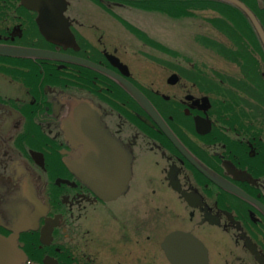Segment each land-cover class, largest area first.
Instances as JSON below:
<instances>
[{"label": "flooded vegetation", "instance_id": "af4514ba", "mask_svg": "<svg viewBox=\"0 0 264 264\" xmlns=\"http://www.w3.org/2000/svg\"><path fill=\"white\" fill-rule=\"evenodd\" d=\"M61 1L0 0V45L83 60L112 76L0 56V264H264V51L252 27L261 52L215 29L210 8L168 18L113 0ZM242 3L264 32V0ZM136 13L167 20L174 36L153 35L128 18ZM180 21L198 32L185 34ZM71 99L97 109L129 153L126 182L89 179L87 161L75 165L61 129ZM9 248L16 259L7 260Z\"/></svg>", "mask_w": 264, "mask_h": 264}, {"label": "water", "instance_id": "95a60500", "mask_svg": "<svg viewBox=\"0 0 264 264\" xmlns=\"http://www.w3.org/2000/svg\"><path fill=\"white\" fill-rule=\"evenodd\" d=\"M39 1L43 3L62 2L61 0ZM217 1L232 5L243 14V16L248 20L250 26L252 27L264 51V32L249 9H247V7H245V5L240 0ZM43 17L45 18L48 16ZM55 18H61V11H57ZM38 24L40 27V32L45 36L46 39L52 42L59 41V38L57 36L61 34L57 31H49V28H52V25L47 27L40 23ZM68 38L69 37L65 36V40H67ZM0 56L27 59L64 60L102 72L106 75H111L109 72L89 62L78 59H68L45 51L6 47L0 45ZM114 79L117 80L119 85L127 93H129V95H131L140 106H142L145 110L151 111L154 114V110L151 105L133 86L121 79H118L117 77ZM67 103H69V108L65 116L61 120V129L68 145L75 151V165L77 164L79 169H83L81 168V165L87 161L88 167L85 169V172L86 174H89V179H91V173H94L96 174L94 179H119L123 183L126 182L130 173V155L119 145L117 141L109 136L108 132L105 130L102 122L99 119V112L97 111V109L93 108L90 103L84 100L71 99ZM162 131L171 140L173 145L177 149L182 151L180 149L181 146L171 135L170 131L166 127L162 128ZM190 162L207 178L215 181L224 190L229 191L232 189L225 183H222L215 179L216 177H214V175L210 172L206 171L203 167H200L191 160ZM90 187L93 188L94 191L102 193L98 184L94 183L93 185H90ZM123 187L124 186L120 183L119 185H115L112 188L117 191L119 189L122 190ZM231 191L235 192L234 190ZM20 254L24 259V256L21 252ZM14 258H17V254L14 252V250L9 248L7 252V260H11ZM8 264H11V262H8Z\"/></svg>", "mask_w": 264, "mask_h": 264}, {"label": "trees", "instance_id": "16d2710c", "mask_svg": "<svg viewBox=\"0 0 264 264\" xmlns=\"http://www.w3.org/2000/svg\"><path fill=\"white\" fill-rule=\"evenodd\" d=\"M94 1V0H93ZM122 2L128 6L157 12L160 15L168 18H190L197 13H201L203 10L209 9L215 13L213 21L222 20L225 18L230 22H237V26H240L249 36L250 42L256 46L261 52L258 40L254 37L252 29L244 18L242 13L232 5L217 1V0H113ZM243 2V0H240ZM213 23V22H212ZM213 27L223 33V27H217L214 23ZM264 61V55H263Z\"/></svg>", "mask_w": 264, "mask_h": 264}, {"label": "rangeland", "instance_id": "374dc122", "mask_svg": "<svg viewBox=\"0 0 264 264\" xmlns=\"http://www.w3.org/2000/svg\"><path fill=\"white\" fill-rule=\"evenodd\" d=\"M147 16V17H146ZM204 16L201 15V17L199 16L198 19H202ZM131 19H135L138 22L140 21L141 25H148L153 27V35H158V36H162V35H167V36H174V31L175 29L172 28V26L170 27V23H168V21L164 19H162L161 17H158L157 15H146V14H142V13H136V14H132V16L128 17ZM199 21V20H197ZM217 27L222 28L223 33L225 36H227L229 39H231L234 43H235V38L238 40V45L240 42V38L238 37L239 35L246 37V40L249 42L250 38L249 36H247L248 34L240 27L237 26L235 24H237V22H230L229 20L222 18V20H218L215 21L214 23ZM178 25L180 27H182L183 32L185 34L189 33V35H194L197 31V27L194 24L188 23L187 21H180L178 23ZM200 25H203V23L201 22ZM162 30H165L164 32H162ZM200 30H202V33L208 35L209 31L208 29L206 30V28H200ZM248 37V38H247ZM185 38V36H184ZM235 45V44H234ZM240 46V45H239ZM249 47V45L247 46Z\"/></svg>", "mask_w": 264, "mask_h": 264}, {"label": "bare ground", "instance_id": "6f19581e", "mask_svg": "<svg viewBox=\"0 0 264 264\" xmlns=\"http://www.w3.org/2000/svg\"><path fill=\"white\" fill-rule=\"evenodd\" d=\"M20 59H21V58H20ZM67 102H69V100H68ZM68 104H69V103H68ZM68 108H69V107L67 106V110H68ZM67 110H66V111H67ZM18 185H19V184H18ZM16 190H17V189H16ZM11 196H12V194H11ZM115 197H116V196H115ZM10 199H11V198H10ZM10 201H11V200H10ZM4 204H5V203H4ZM15 204H16V203H15Z\"/></svg>", "mask_w": 264, "mask_h": 264}]
</instances>
